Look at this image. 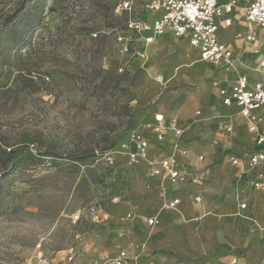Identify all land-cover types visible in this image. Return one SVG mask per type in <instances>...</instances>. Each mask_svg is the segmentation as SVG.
Returning a JSON list of instances; mask_svg holds the SVG:
<instances>
[{
	"label": "rangeland",
	"instance_id": "374dc122",
	"mask_svg": "<svg viewBox=\"0 0 264 264\" xmlns=\"http://www.w3.org/2000/svg\"><path fill=\"white\" fill-rule=\"evenodd\" d=\"M126 1L0 0V264H109L121 249L144 264H262L264 197L226 158L251 136L217 132L223 75L172 34L148 44L128 29L147 13L137 0L125 13ZM161 112L185 126L201 186L163 185L116 153L133 131L153 140ZM173 141L153 140L152 154ZM238 194L254 221L233 216ZM176 197L179 211H164Z\"/></svg>",
	"mask_w": 264,
	"mask_h": 264
},
{
	"label": "built area",
	"instance_id": "2783aa9c",
	"mask_svg": "<svg viewBox=\"0 0 264 264\" xmlns=\"http://www.w3.org/2000/svg\"><path fill=\"white\" fill-rule=\"evenodd\" d=\"M147 16L140 15L137 20L129 18L128 29L148 34L146 42L152 43L157 37L172 34L186 41L199 54V61L212 65L216 70L233 72L235 79L225 86L218 87L222 105L232 109L230 114L223 115L218 125V133L232 137L237 132V122L246 129L251 139L241 145L232 146L227 155L228 163L234 168L237 184H247L264 196V52L258 43H264V0H251L246 7H239L236 0L221 4L218 0H137ZM135 0L120 4L125 13L132 15ZM142 16V17H141ZM238 22L244 31L236 34L235 39L241 41L239 47L223 41L222 36ZM255 56L254 59L252 57ZM252 59V60H251ZM254 72L258 77L253 82L246 72ZM197 115H201L198 111ZM157 144L165 142L170 133L174 135L171 152L165 156L153 155V140L143 132L133 131L116 151L124 155L133 165L145 164L151 178L163 185L201 186L205 182L204 169H191L188 166L190 150L184 139L185 129L180 127L177 118H168L164 113H156L149 125ZM113 150L102 152L99 158L111 157ZM204 161V156H199ZM239 192V191H238ZM194 202L202 205L203 197L197 192ZM118 198L113 203H119ZM235 216L248 218L244 212L250 202L236 195ZM182 204L180 198L168 199L164 211H179ZM79 219V216L75 215ZM133 220V214H127ZM161 222L160 215L146 219L150 227ZM263 233L261 240L264 248V226L254 221ZM145 257V256H144ZM143 256H133L127 249H121L109 264H144ZM73 257H69V262ZM146 264H157L147 260ZM230 264H251L242 255L234 254ZM264 264V260L263 263Z\"/></svg>",
	"mask_w": 264,
	"mask_h": 264
},
{
	"label": "crops",
	"instance_id": "0c3cea01",
	"mask_svg": "<svg viewBox=\"0 0 264 264\" xmlns=\"http://www.w3.org/2000/svg\"><path fill=\"white\" fill-rule=\"evenodd\" d=\"M221 4H226V3H228V2H230V1H232V0H218ZM237 2H238V6L239 7H241V8H243V7H246L249 3H250V1L251 0H236ZM242 31H244V28L238 23V22H236L235 23V25L233 26V27H231L230 29H228V30H226V32H225V34H223V36H222V39H223V41H225V42H227V43H232L233 45H235V46H237V47H239L240 45H241V41H239V40H236L235 39V36H236V34H238L239 32H242ZM168 35V34H167ZM258 46L261 48V50H262V52H264V43H258ZM195 50V49H194ZM198 53V52H197ZM199 55V54H198ZM255 58V56H253L252 57V59H254ZM251 59V60H252ZM206 64V63H205ZM210 65V64H209ZM215 69V68H214ZM216 70V69H215ZM216 71H218V70H216ZM218 72H220L222 75H223V83L221 84L222 86H225L228 82H232V81H234V79H235V74L233 73V72H229V73H227V72H223V71H218ZM246 72L250 75V77H251V79H252V81L253 82H256L257 81V79H258V77L256 76V74H254V72H250V71H248V70H246ZM232 76V77H231ZM218 97H219V100H220V102H221V104H222V100H221V98H220V96H219V94H218ZM222 107H223V115H225V114H230L232 111H234V110H232V109H226L223 105H222ZM178 122H179V120H178ZM179 125H180V127H182V128H184L185 129V126L183 125V124H180L179 123ZM219 125V124H218ZM237 129L238 130H240V131H242L241 129H245L243 126H241V125H238L237 126ZM245 131H246V129H245ZM217 132H218V127H217ZM247 133V132H246ZM172 133H170L169 135H171ZM169 137V136H168ZM247 141V140H246ZM244 143V142H243ZM190 144L189 143H187L186 142V147L187 146H189ZM172 146V145H171ZM159 147H161L163 150L165 149H167L166 147H167V140L165 141V142H162V143H160L159 144ZM171 148V147H170ZM171 152V150H169V152L168 153H170ZM167 153V154H168ZM204 156V155H203ZM198 159H199V157H198ZM189 160H190V156H189V159H188V166L191 168V169H194L192 166H191V164L189 163ZM233 168V167H232ZM199 169H203V168H199ZM198 169V170H199ZM234 169V168H233ZM264 197V196H263ZM176 198H178V197H176ZM195 203V202H194ZM182 205V204H181ZM250 209V206H249V208H248V210ZM233 210L236 212V203H233ZM248 210H246L245 212H247ZM235 212L233 213V216H235ZM245 212H244V215H245ZM246 216V215H245ZM235 217H238V216H235ZM241 218V217H240ZM248 220H250V221H254L253 219H250V218H247ZM263 223H264V221H263ZM144 257V256H143ZM144 262H145V260H144Z\"/></svg>",
	"mask_w": 264,
	"mask_h": 264
}]
</instances>
